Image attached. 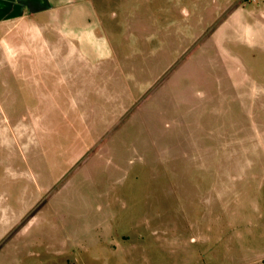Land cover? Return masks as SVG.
I'll return each mask as SVG.
<instances>
[{
  "label": "rangeland",
  "instance_id": "374dc122",
  "mask_svg": "<svg viewBox=\"0 0 264 264\" xmlns=\"http://www.w3.org/2000/svg\"><path fill=\"white\" fill-rule=\"evenodd\" d=\"M90 3L66 78L0 50V264H264V0Z\"/></svg>",
  "mask_w": 264,
  "mask_h": 264
},
{
  "label": "crops",
  "instance_id": "0c3cea01",
  "mask_svg": "<svg viewBox=\"0 0 264 264\" xmlns=\"http://www.w3.org/2000/svg\"><path fill=\"white\" fill-rule=\"evenodd\" d=\"M92 14L90 0H0V50L12 53L10 62L16 70L36 62L50 72L62 70L66 78L68 62L77 54L79 60L93 62L82 50L100 35L90 27ZM40 17L45 18L41 24ZM67 46L74 56H67Z\"/></svg>",
  "mask_w": 264,
  "mask_h": 264
}]
</instances>
